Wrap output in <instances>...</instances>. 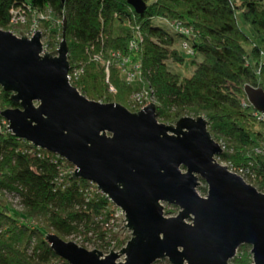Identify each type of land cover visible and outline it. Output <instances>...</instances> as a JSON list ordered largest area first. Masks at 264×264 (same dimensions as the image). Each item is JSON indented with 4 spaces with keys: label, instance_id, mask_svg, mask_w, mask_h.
Returning <instances> with one entry per match:
<instances>
[{
    "label": "trees",
    "instance_id": "trees-1",
    "mask_svg": "<svg viewBox=\"0 0 264 264\" xmlns=\"http://www.w3.org/2000/svg\"><path fill=\"white\" fill-rule=\"evenodd\" d=\"M144 1L146 9L138 15L125 0H0V29L7 30L10 10L23 4L38 11L51 10L55 21H65L70 70L74 63L82 66L83 75L76 85L79 92L88 100L123 104L139 85H126L111 64L109 83L117 93L109 94L104 68L97 62L107 51L127 55V43L139 27L142 42L137 59L143 83L154 90L157 118L171 124L183 116H203L212 139L225 147L220 161L234 166L252 163L260 178L255 187L260 190L264 187V156L254 150L264 135V122L254 115L244 87L264 91V66H260L264 0ZM159 17L177 20L194 30L192 56L201 60L190 62L195 67L191 76L170 70L169 62H186L176 48L182 37L155 26L153 19ZM239 20L249 28L250 36L242 31ZM97 53L100 60L93 59ZM10 96L0 88L2 110L16 108ZM39 153L44 157H38ZM53 159L51 153L37 150L4 128L0 132V264H67L45 242L47 233L60 238L78 236L103 250L124 245L126 240L108 229L114 220V205L82 179L68 175L57 185L61 163ZM5 195L18 196L22 212L4 202ZM23 221H34L37 226L29 227ZM230 263L252 264L250 247L240 246Z\"/></svg>",
    "mask_w": 264,
    "mask_h": 264
},
{
    "label": "water",
    "instance_id": "water-1",
    "mask_svg": "<svg viewBox=\"0 0 264 264\" xmlns=\"http://www.w3.org/2000/svg\"><path fill=\"white\" fill-rule=\"evenodd\" d=\"M125 1L138 15L146 9L144 0ZM65 29L62 21L51 53L39 31L27 38L0 29V88L16 105L0 108V117L13 136L65 159L74 179L94 184L124 215L130 239L103 256L46 234L53 253L67 264H228L247 245L252 264H264V194L216 162L223 151L206 119L165 125L151 103L132 113L88 100L68 81ZM244 95L264 115V91L247 85ZM199 179L205 197L197 194ZM163 202L177 215L165 217Z\"/></svg>",
    "mask_w": 264,
    "mask_h": 264
},
{
    "label": "built area",
    "instance_id": "built-area-1",
    "mask_svg": "<svg viewBox=\"0 0 264 264\" xmlns=\"http://www.w3.org/2000/svg\"><path fill=\"white\" fill-rule=\"evenodd\" d=\"M152 1H156V0H152ZM10 23L9 26L14 25V24H23L25 23V21L27 19H25L28 16L33 15L36 19V21H40L41 19L44 20V17H52V12L51 10L47 9L44 11H38L36 9H33L30 5L28 4H23L21 5V7H17L14 9L10 10ZM41 20V21H42ZM154 21H156V23H159L160 25L166 27L168 29V31H170V33L181 36L182 38L179 40L180 42V48L182 50H186L188 55H193V51L191 49V44H190V40H192V38H194L196 36V34L194 33V30L190 27V26H185L183 23L177 21V20H169L167 18H155L153 19ZM31 22H28L27 24H30ZM57 24H59L58 27L61 26V21L59 23V21L56 22ZM33 32H35L33 30ZM135 32V37L132 38L131 40L128 41L127 43V49H128V54L124 55V54H120V52H116V51H112L111 55L113 57H116L118 59H120L121 61H119V64L117 65L118 71H120L121 73V78L122 80L127 84V85H139V89L135 90L134 92H132L131 96H130V102L132 103V109L135 111H139L140 109H142L143 107H145V105L147 103H154L157 104L156 98H155V94H154V90L151 86H149L148 84H144V79H143V74H142V68H141V64L138 62H133V60L136 58V52L139 50L138 45L142 42V37H141V33L139 32V28H135L134 29ZM135 56V57H134ZM94 60H100V58L98 56L94 57ZM107 68H109L111 66V63H107ZM260 66H264V53L261 52V63ZM116 67V66H115ZM72 70H70L69 72H71ZM73 72V71H72ZM257 74L260 73V67L257 69ZM108 74V71H107ZM108 79V77H107ZM68 81L71 84V79L70 76L68 74ZM243 105L245 106V103H243ZM254 115L262 122H264V115L258 112H255ZM8 126L7 122L3 123V127L4 130L8 131V129H6V127ZM1 128V127H0ZM37 150H41L39 148H36ZM44 151V150H41ZM222 151H224L222 149ZM47 152V151H44ZM255 154H259L261 156H264V135L262 137V139L260 140L258 146L255 148L254 150ZM53 156H55L56 159H53L52 162L57 163V161H60V165L58 166V175L57 178L55 179V183L57 185H61L63 184L65 177L70 175L72 176V172H74V167L68 163L65 159L52 154ZM38 157L43 158L44 155L42 153L38 154ZM48 157V155H46V158ZM216 159H219V157H216ZM221 165L222 166H226L227 170L233 174L238 175L239 177H241L247 184L251 181H255L257 178V174L252 170V163H248L247 165H239V166H234L232 163L230 162H224L221 161ZM251 183H249L250 185ZM252 186V185H251ZM264 190V189H263ZM264 194V193H263ZM9 196V195H8ZM10 203L13 204V207L15 210L17 211H22V205L19 201L18 196H13L11 195L10 197ZM24 224H27L29 227H34L32 222H25L23 221Z\"/></svg>",
    "mask_w": 264,
    "mask_h": 264
},
{
    "label": "rangeland",
    "instance_id": "rangeland-1",
    "mask_svg": "<svg viewBox=\"0 0 264 264\" xmlns=\"http://www.w3.org/2000/svg\"><path fill=\"white\" fill-rule=\"evenodd\" d=\"M10 14V13H9ZM25 19H27L26 21H25V23H23V24H20V23H18V24H14V25H11V26H8L7 27V30H3V31H7V32H10V33H12L14 36H16V37H20L21 35H20V32L22 33V34H24V36L25 37H27V38H31L32 36H33V34L35 33V32H33V30L35 31L36 30V32L37 31H39L40 32V34H41V44H42V49L43 50H45L46 52H48V53H51V52H53L54 50H56L57 49V47H58V45H59V43L61 42V40H62V22H61V26H60V28L58 27L59 26V24H57L56 22L57 21H55L52 17L50 18H48V17H44V20H40V21H36V19H35V17L33 16V15H31V16H28V17H26ZM59 21V20H58ZM28 22H31L30 24L31 25H29V24H27ZM59 23H60V21H59ZM154 25L155 26H157V27H160V28H163L164 29V27L163 26H161V25H159V24H157V23H154ZM239 26H240V28L242 29V31L245 33V34H247L248 36H250L251 35V32H250V30H249V28L246 26V25H244L240 20H239ZM139 28V27H138ZM192 28V27H191ZM59 30V31H58ZM51 31H57V32H59V33H57L56 35H50L51 33ZM48 43L49 44H51V45H48ZM180 42H177L176 43V48L177 49H179V50H181L182 52H183V55L185 56V59H186V62H185V64L184 65H175V64H172V63H168V65H169V68H170V70L171 71H173V72H175V73H178L180 76H187V77H189V76H191L192 75V73H193V71H194V66L193 65H191L190 64V62L192 61V60H196V61H200L201 60V57L200 56H198V55H196V56H191V55H188L187 54V51L185 50H182L181 48H180ZM111 52L112 51H107V53H106V55L107 56H104V55H102L101 54V57H102V59L103 60H101L100 62H97L98 64H100V65H102V67L104 68V80H105V83L107 84V86H108V93L109 94H116L117 92H116V90H115V88L109 83V75H110V67L109 68H107V63H111L114 67L116 66L117 67V65L119 64V61H121L120 59H118V58H116V57H113L112 55H111ZM119 52V51H118ZM139 53H140V49L136 52V58L133 60V62H138V63H140V61L137 59V56L139 55ZM98 54L99 53H97V54H95V55H97L98 56ZM120 54H122L121 52H120ZM135 57V56H134ZM93 59H94V57H93ZM67 60H68V58H67ZM69 62V61H68ZM141 64V63H140ZM73 69H72V71L71 72H69V76H70V79H71V84H72V86H74V87H78V91H79V89H80V86H76L77 84H78V80L81 78V76L83 75V69H82V66H81V64L78 62V63H74L73 65ZM107 71H108V74H107ZM119 72V75H120V77H121V73H120V71H118ZM256 75H258L257 73H256ZM107 77H108V79H107ZM122 79V78H121ZM124 82V81H123ZM125 83V82H124ZM126 84V83H125ZM127 85V84H126ZM132 85V84H131ZM135 84H133V86H134ZM80 93V92H79ZM132 94V93H131ZM131 94L129 95V97L127 98V101H125V103H123V104H119V105H121V106H123L124 108H128V107H130L131 109H132V103L130 102V96H131ZM247 101V100H246ZM96 102V101H95ZM100 103H102V102H100ZM147 104H150V103H147ZM146 104V105H147ZM151 104L152 105H155V106H157V104H154V103H152L151 102ZM145 105V106H146ZM144 108V107H143ZM4 110V109H3ZM128 110V109H127ZM140 110H142V109H140ZM139 110V111H140ZM130 111V110H129ZM134 112H132V113H136V112H138V110L137 111H135V110H133ZM131 112V111H130ZM183 117H192V118H196V117H193V116H183ZM179 120V119H178ZM177 120V121H178ZM157 121H158V123H160V124H165V125H174L175 123H171V124H167V123H164L161 119H158L157 118ZM4 122H6L5 120H3L2 119V121L0 122V132L1 131H3V123ZM262 139V138H261ZM260 142V141H259ZM259 142H258V144H259ZM218 143V145L220 146V148L221 149H223L224 150V145H223V143H221V142H217ZM259 155V154H258ZM261 156V155H260ZM215 160H216V162L219 164V165H221V161H219L218 159H216L215 158ZM222 166V165H221ZM259 179L260 178H256V180L255 181H253V182H249V183H251L250 185H252L255 189H256V187H258L257 185L259 184L258 183V181H259ZM198 182H199V186L197 187V189H196V191H197V194L199 195V196H201V197H205L206 196V194H207V186H206V184H205V182L203 181V180H201V179H199L198 180ZM248 183V184H249ZM94 185V184H93ZM95 186V185H94ZM256 186V187H255ZM96 187V186H95ZM264 187L263 188H260V190H257L258 192H260V193H264ZM97 190V189H96ZM1 196V195H0ZM10 197H11V195H5V196H2V200L4 201V202H6L7 204H9L10 205V207L14 210V211H16V212H22V211H17V210H15L14 209V207H13V204L12 203H10ZM161 205L163 206V215L165 216V217H174V216H176L177 215V213H178V208L176 207V206H173V205H170V204H167V203H161ZM114 208L116 209L115 211H114V215H113V218H114V220L110 223V228H108L109 230H111L112 232H114L116 235H117V237L119 238V239H125L126 241H125V243H124V245L121 247V248H115V249H107V250H103V249H99L97 246H96V244L95 243H92V242H82L81 241V239L78 237V236H69V237H64V238H61L62 240H64L65 242H74V243H76L78 246H80V247H82V248H84V249H86V250H88V251H93V250H97V251H99V252H101V254L103 255V256H106V255H108L109 253H110V251H113V252H119L123 247H125V245H126V243L129 241V239H130V231L128 230V229H126L125 227H124V224H125V217H124V215L122 214V212L119 210V209H117L115 206H114ZM120 218H122V221H124V222H121L120 221ZM187 222H189L190 223V220H187ZM32 223H33V225L34 226H37V224L34 222V221H32ZM47 234H52V233H47ZM112 248V247H111ZM102 251H105V252H102ZM121 258H124V256H120L119 257V259L117 260L118 262H123L124 261V259H121ZM154 264H170L166 259H163V260H159V261H157V262H155ZM228 264H231L230 262L228 263Z\"/></svg>",
    "mask_w": 264,
    "mask_h": 264
}]
</instances>
